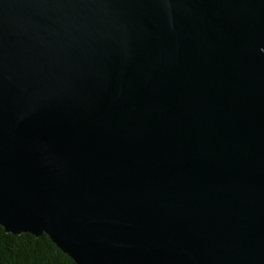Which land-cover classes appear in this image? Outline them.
Instances as JSON below:
<instances>
[{
	"label": "water",
	"instance_id": "1",
	"mask_svg": "<svg viewBox=\"0 0 264 264\" xmlns=\"http://www.w3.org/2000/svg\"><path fill=\"white\" fill-rule=\"evenodd\" d=\"M0 226L264 264V0H0Z\"/></svg>",
	"mask_w": 264,
	"mask_h": 264
},
{
	"label": "trees",
	"instance_id": "2",
	"mask_svg": "<svg viewBox=\"0 0 264 264\" xmlns=\"http://www.w3.org/2000/svg\"><path fill=\"white\" fill-rule=\"evenodd\" d=\"M0 264H76L47 235H13L0 226Z\"/></svg>",
	"mask_w": 264,
	"mask_h": 264
}]
</instances>
